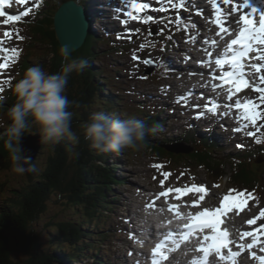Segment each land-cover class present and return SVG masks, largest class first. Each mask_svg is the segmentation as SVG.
Instances as JSON below:
<instances>
[{
    "label": "rangeland",
    "instance_id": "obj_1",
    "mask_svg": "<svg viewBox=\"0 0 264 264\" xmlns=\"http://www.w3.org/2000/svg\"><path fill=\"white\" fill-rule=\"evenodd\" d=\"M53 0H50L48 3H52ZM96 2L98 0H95ZM108 2L112 0H107ZM186 1V0H185ZM213 1V0H211ZM126 2H130V4L133 3L132 0H127ZM212 2L210 0H201L199 2L198 6H195L192 10H189V8L179 6L181 4L180 0H171V3H169V0H153V6L148 5L146 1L141 0V4H147L148 8H151L155 13L159 12L160 14L165 13V17H169L170 10H174V12H171L172 14L179 12L176 10L177 7H180L182 10V15L176 16L174 18V21L171 19H166L165 22H160L162 18L158 17L159 23L161 25H165L166 28L161 27L160 25L151 26V24H148L149 21H147V27L148 31H145V34L143 33V28L138 24V20H134L133 18L129 17V20L124 22L122 26L124 29L121 31L125 35L124 42L127 43L125 47H127V50H123V53H119L120 49H114V47L121 46L122 40L115 42L113 41L109 47H106L104 44H101L99 47L101 50H104L101 55V60H98V66H100L106 74L110 72L112 75H116L118 73L120 76H125L126 79L113 78L111 81V84L113 86H119L123 88L126 92V101H144L145 98L140 93L142 92L141 89L145 90L144 88H147L150 86V91H158L161 87H163L164 84H166L167 80H159L158 78H151V76H147L145 74V71L148 67V64L144 63L145 60L154 58V61L157 63H161L158 61L161 57L164 59L168 58V62L171 61L177 62L179 65L188 66L192 63L193 58L196 59L198 55H200L201 50H199V46L193 47L192 49H189L188 46H186L182 41L184 35H189L188 30L183 29L181 26H183L182 20H186L184 22V25L189 22L192 24V27L189 29L190 31H194L195 29L201 28L203 25H206L211 19L208 16H213L216 20L217 13L213 6H211ZM243 0H235L234 4H242ZM34 4V0H26V3L19 4L16 2V0H10V4L5 7V16L0 17L2 20L0 21L1 28L0 29V63L5 62L6 58L13 57L15 55L14 60H9V67L6 70H0V87L4 89L3 93H0V98L2 100L6 99L7 91H10L7 89L9 83L15 85L16 83H13L11 80V77H15L16 79H21L22 74H20L21 66L25 64L23 62V59H26V56H29V59L32 61L35 59H38L40 62H42L41 58H45L47 51L45 48H42L41 45H38V39L43 40L40 36V33H38V36L33 35V33H26L27 29L23 27L14 26L13 22L7 21V15L11 14L14 8H16V12H19V7L24 8V11L28 10L29 8L32 9V5ZM258 6L261 7L260 9H264V0H258L256 3ZM182 5V4H181ZM195 5V4H194ZM210 5V7L208 6ZM206 6V7H205ZM227 6V5H226ZM230 6V4H229ZM227 6V7H229ZM231 7L227 8L226 11H223L220 9V12L223 14V16H228L224 19V23H227L229 21V13H232ZM160 9H164V11H160ZM242 10V8L240 9ZM186 11H189L186 12ZM180 13V12H179ZM236 14V13H233ZM16 15V14H15ZM112 18L110 19V24L112 25V28L119 27L121 25L122 21L117 15L114 13L110 14ZM125 16V13L123 14ZM239 18V16H238ZM128 19V18H127ZM164 19V18H163ZM118 23V24H117ZM216 21L214 22L215 25ZM223 23V24H224ZM234 23V20L230 21L228 25H231ZM144 24V23H143ZM146 24V22H145ZM156 24V23H155ZM217 24V23H216ZM139 25V26H137ZM171 25V26H169ZM202 25V26H201ZM4 26H8V28H3ZM101 24L95 25V31L99 34H101ZM224 27V25H221ZM239 26V25H238ZM238 27H236L237 29ZM233 29L232 31L229 30L228 34L231 36V34L236 30ZM171 31H175L176 33L174 36H172ZM197 31V30H195ZM5 32L11 33V37L5 36ZM22 32V33H21ZM118 32V31H117ZM150 32H156L157 35H151ZM105 33V32H103ZM220 35L223 33L221 30L218 32ZM170 34V35H169ZM98 35V34H97ZM210 31L206 28L198 32V35L196 37L206 36L209 37ZM43 36V35H42ZM172 37L174 43H178L172 49L171 52H165L164 47V38L165 37ZM229 36V37H230ZM22 37V39H21ZM38 37V39H37ZM228 37V39H229ZM21 43V48H19V41ZM209 43L212 45L216 44L215 39H210ZM33 47V51L30 52L28 47ZM146 48H149L152 52L155 50L156 52H153V56L149 55L150 53L146 55H141V51H144ZM17 49L18 55L14 54L11 49ZM7 50V51H5ZM22 51L25 52V55L22 54ZM112 53V57L118 58V62H114L111 66V56L108 54ZM212 51L208 50L205 55H211ZM133 56H136L137 59L133 60ZM31 61V62H32ZM44 61H48V59H44ZM261 63V62H260ZM48 64V63H46ZM172 65V64H169ZM202 65V64H201ZM129 69L132 71L131 74L129 72L126 75H122V72L119 71V69ZM144 68V69H143ZM143 69V71H141ZM248 70V69H247ZM248 74L252 77V83L250 84L251 92L246 93L240 100L241 101H252L255 104L258 105L257 111L264 113V105L259 104V94L253 90V86L261 87L262 83L259 80V76L255 75V73H252L250 70H248ZM254 74V76H253ZM130 75V76H129ZM111 76V75H110ZM180 80V79H179ZM173 84L176 83L179 87L182 86L178 82V80L175 79V81L172 82ZM143 86L144 88H142ZM180 88L175 89H169L166 93V96H177L176 94L179 93L178 97H175V102H178L177 100L181 99L180 96ZM148 91V92H150ZM122 95V94H121ZM196 95H200V99L204 98V95H201L200 93H197ZM11 97L15 96L13 93L10 94ZM124 96V95H123ZM122 96V97H123ZM225 96V94H224ZM174 102V101H172ZM179 103V102H178ZM183 110V111H182ZM185 109L179 104V107L175 108L174 115L176 116V119H180L179 123L176 125H185L191 120L194 119V113H188L184 112ZM6 112L0 108V116H4L5 121L7 122V118L4 115ZM171 112L167 113L170 114ZM202 113V112H197ZM224 115L225 113L222 112ZM197 121H206L207 116H195ZM232 119V118H231ZM257 125H254V128L252 130H249L247 132V135H242L240 133L241 129H231L230 124L227 122L211 120L208 118V122L210 124L211 128H214L216 125L217 128L215 129V132H218L220 134V142L221 146L230 148L226 150L225 152H220L221 154H230L233 151L242 149L243 147H247L249 144L252 145V141L258 137L260 139V144L264 145V119H261L260 117L257 118ZM219 122V123H217ZM167 126H171L173 123H167ZM36 129L39 130V128L34 125ZM40 131V130H39ZM174 132L173 126L170 128L167 127L166 129H162V132L158 135L159 140H162V136H170ZM251 133V135H250ZM4 140V139H3ZM178 146L181 149L184 150H193V145L185 140L180 141L177 143ZM4 145V144H3ZM0 148V161L2 160V154H4V157H6L5 162L10 164L9 169H2L0 168V210L3 207V203L5 199H19L21 196L20 191H24V186L29 183V176L27 174L24 175H17L16 173L12 172L11 170V162L9 153L7 150H5L4 146ZM238 145H241L238 147ZM47 148L44 150H47L48 153H45L43 156L46 157V160L44 161V167L48 166L49 158L52 154V145L45 144ZM257 154L259 155L257 159H255V162L257 165H259V168H255L258 175H253L255 178V181H258L257 183L253 182V186L251 187H245L242 188L238 193H244L245 196H247V200L245 205L243 206L242 210L250 203V205H253L256 208H260L261 210H264V196L260 195V191H263L264 194V149L258 150ZM115 156V155H114ZM42 155L40 156V158ZM115 158L119 159V170L120 174L123 175V177L127 180V184L121 187L118 195L122 196V201L126 200L127 203V209L125 210L126 214L129 212L132 214V216L137 220V216H140L141 214H145L147 216L155 215L160 220H166V209L170 213H174L176 217L181 218L182 215H177L179 211H176L174 209V206H177L175 200H179L182 197L188 196L195 192H189L187 194H178L175 191V188L177 187H183L186 186H203L206 188V192L196 193L195 196H192L187 200H183L181 204L184 206L189 205L192 207L195 211L190 215L188 221L191 219L194 213H197L199 211L208 209V210H215L216 208L220 207V205L223 202V197L225 195H229L233 198V206L231 208L232 212L235 208H238V201H235L236 194L231 188H229L228 185H216L218 180L213 179V181H210L209 176L207 175L206 171H202V169L197 170L198 167H188L186 169H172L169 170L166 167L157 164L156 159L150 155L146 151H128V154H122V155H116ZM254 159L249 158L248 162H245L244 167L250 168L251 165H253ZM156 165H159L160 167H156ZM39 169H41L39 165ZM234 169L231 166H228L226 169V176H230L234 174ZM167 173V175H165ZM209 178V179H208ZM165 190H171L172 194L170 196H161L160 193L164 192ZM150 196L149 199H145V196L147 198ZM248 194H251L250 196ZM201 196H203V199H201ZM257 198V199H256ZM160 201V202H158ZM114 204V211L116 214H119V211L121 210L122 206ZM195 204V206H193ZM73 207V206H72ZM150 207L152 208V211L155 213H152L150 210ZM234 208V209H233ZM140 211V213H139ZM48 215L45 218L41 219L40 222H42L41 225H38V229L42 228L43 224L48 223V221H64L68 217L74 216L73 210L71 208H68L61 203H51L49 205L48 209ZM154 216V217H155ZM236 217V215H234ZM233 217V218H234ZM139 218V217H138ZM232 218V219H233ZM187 221V222H188ZM182 223L183 227L187 223ZM143 224V223H142ZM247 225H249L246 222ZM149 226V224H148ZM155 230L159 232V228L157 226H154ZM262 229H264V223L262 224ZM169 232V231H168ZM234 234H237V231H234ZM155 236H157V232L155 233ZM125 253V250H124ZM200 258V257H199ZM198 258V259H199ZM251 258V257H249Z\"/></svg>",
    "mask_w": 264,
    "mask_h": 264
},
{
    "label": "trees",
    "instance_id": "obj_2",
    "mask_svg": "<svg viewBox=\"0 0 264 264\" xmlns=\"http://www.w3.org/2000/svg\"><path fill=\"white\" fill-rule=\"evenodd\" d=\"M38 24L36 30L43 37L57 39L56 33L49 31V26ZM49 40L48 43H53ZM92 56V49L86 46L69 59H87ZM64 57L65 54L57 56L59 68L65 63ZM91 74L83 81L78 75L70 78L65 92L69 101L67 111L72 113V130L76 133L78 142L61 141L57 144L56 154L50 157L47 170L37 171L35 167L34 174L30 176L31 184L24 187L20 199L11 201L12 206L6 204L12 207V213L0 219V264L111 263V253L103 248L105 243L100 240L101 233L110 220L106 215V209L110 207L105 211L103 208L107 205L108 194L115 193L113 186L123 181L108 166V159L113 153L93 150L84 135L82 125L89 122V108H93L94 96L99 97L103 104L111 105V116H121L118 105L123 102L118 100V96L107 94L110 85L97 80L101 79L99 73ZM11 106L10 103L7 107ZM142 114L145 119H151L146 112ZM158 123L150 122L149 126H156L158 129ZM28 131L29 129L25 133ZM154 135L155 133H150L145 142L121 152L146 150L167 167L197 165V169L203 168L212 180L231 182L232 189L251 187L253 182H258L253 179L249 181L254 177L253 170L238 164L234 175L225 179L224 160L215 158L214 149L206 144L196 146L191 155L175 154L162 147L166 140L157 143ZM3 166L6 167V163ZM49 203H61L71 208L74 216L66 221L50 220L45 224L46 232H37L34 224L40 223L43 216L47 217Z\"/></svg>",
    "mask_w": 264,
    "mask_h": 264
},
{
    "label": "clouds",
    "instance_id": "obj_3",
    "mask_svg": "<svg viewBox=\"0 0 264 264\" xmlns=\"http://www.w3.org/2000/svg\"><path fill=\"white\" fill-rule=\"evenodd\" d=\"M58 73L47 74L40 66L27 68L12 91L16 102L0 116V138L8 151L11 170L24 175L30 169L28 157L21 154V140L30 124L40 130L41 141L55 146L61 141L76 143L78 137L72 130V113L67 111L69 101L65 95L68 77L81 73L88 66L87 59H69ZM90 147L99 153L119 154L123 149L145 142L150 133L157 131L135 116L126 119H112L103 112H96L91 120L82 125Z\"/></svg>",
    "mask_w": 264,
    "mask_h": 264
},
{
    "label": "snow or ice",
    "instance_id": "obj_4",
    "mask_svg": "<svg viewBox=\"0 0 264 264\" xmlns=\"http://www.w3.org/2000/svg\"><path fill=\"white\" fill-rule=\"evenodd\" d=\"M19 4L26 3V0H16ZM183 3L184 0H181ZM169 3H171V0H169ZM9 4V0H0V17L5 16V6ZM223 4L229 5L232 4V0H223ZM213 6L217 13L216 16V23L218 26L223 25L224 19L223 14L220 12V8L216 5L215 0H213ZM134 9L136 11H139L144 8H148L147 4H134ZM251 9V12H243L239 13V9ZM32 11L31 8L24 11L22 13L23 16H28L29 13ZM119 11V10H117ZM160 11H164V9H160ZM232 13H239V23L243 26L240 28L239 33L236 38L231 39V42L227 45V51L231 53L230 56H225L224 58L216 59L215 63L219 67H223L225 64L229 65L230 69L229 71L222 72L221 73V79L227 82H230L232 85H234V88L229 89V99H231V93L232 92H238L242 88L249 87L250 82L249 80L245 79V71H244V64L242 61L245 58L249 57L250 53H256L253 59L261 62L252 64L251 67L255 69V72L260 74L259 80L262 84H264V9H257L254 7L250 0H243L242 4H232L231 8ZM259 13V26L254 25V21L251 18L254 14ZM128 16L132 17L133 19H136L135 16H132V13H127ZM21 16L20 15H7V21L8 22H18L20 21ZM153 19L152 16H148L147 20L151 21ZM222 32H228L229 29L226 27H221ZM7 37H11V33L5 32L4 34ZM22 39V37H21ZM171 39V37H169ZM7 51V50H5ZM11 51L18 55L17 49L13 48ZM15 55L10 58H6L5 62L0 63V70H6L9 67V60H14ZM137 57L133 56V60H136ZM144 63L148 64L151 63L149 60H145ZM253 90L259 94V104L264 105V87H256L253 86ZM4 89L0 87V93H3ZM238 108L240 107L239 102H237L236 105ZM258 105L255 104L252 101H249L243 105V111H244V119L251 121L253 125L256 124L257 118L260 117L261 119H264V113L257 111ZM251 135V133H250ZM259 142V141H257ZM241 145H238L240 147ZM156 167H160L159 165H156ZM167 175V173L165 174ZM171 191V190H169ZM176 193L178 194H187L189 192H195V193H205L206 188L203 186H192L189 188H177L175 189ZM161 196H167L168 192H162L160 193ZM249 196L251 194H248ZM247 196H245L244 193H237L235 197V201H238V209L242 210L243 206L246 203ZM201 199H203V196H201ZM233 198L229 195H225L223 197V202L220 205V207L216 208L214 211L205 209L198 214L191 217V223L186 225L188 228V233L183 236V238L186 240L189 235L193 231L196 230H203L204 228H210L212 229L213 235L211 236H205L204 239L206 241H210V243L207 246L200 247L198 249L199 252L204 254L205 261L207 260V257L211 252H215L217 254L221 253L222 249L228 248L230 241L228 239V232L227 231H220V217L228 212L232 206H233ZM195 206V204L193 205ZM264 218V210H262L259 214V217L250 219L247 221L249 225H255L257 222V219ZM264 231V229L258 228L256 231H247L244 232L242 235L244 237H251L252 242L248 244V248L251 249L254 245L257 243V232ZM162 247V245H161ZM264 251V248L261 249ZM155 254H161V248L154 252ZM239 253H234L229 251V256L231 258H235L238 256ZM164 259H167V257H163ZM220 259H224L223 256H220ZM260 264H264V257H260Z\"/></svg>",
    "mask_w": 264,
    "mask_h": 264
},
{
    "label": "bare ground",
    "instance_id": "obj_5",
    "mask_svg": "<svg viewBox=\"0 0 264 264\" xmlns=\"http://www.w3.org/2000/svg\"><path fill=\"white\" fill-rule=\"evenodd\" d=\"M197 0H194L195 4H196ZM221 0L218 2V4H220ZM110 3V2H108ZM114 2L110 3V9L111 12L114 13L115 15H117V17H119L118 14L123 15L124 11V5L122 0H118V5L116 6V8H119L120 11H117L115 9V7L113 6ZM129 4V6H131L130 2H127ZM189 3L188 7L190 6L189 1L185 2L184 4ZM192 4V3H191ZM211 5V4H210ZM210 5H208L210 7ZM7 6V5H6ZM100 8L102 7V10L104 12L108 11L107 8H103V6H99ZM224 8V7H223ZM257 9H260V6H256ZM99 11V10H98ZM152 12V11H150ZM238 16V15H237ZM111 17V15H108L107 18L109 19ZM211 21H209L206 25H201L202 27L199 29H196L197 31H193L190 32L189 35H184L182 41L186 46L190 45L188 48L192 49L193 47H197L199 46V50H201L200 55H198L196 57V61H200L201 63H205L208 62V56L205 55V53L210 50L213 52V55H218L219 53H221L222 51H224L226 49V44H227V38H228V32H223L221 35L218 33L221 30L220 26H216L214 25V17L213 16H208ZM2 19L0 18V21ZM234 24L233 25H229L227 28L229 30H231V26H232V30L236 28L237 25H239V20L238 18L234 19ZM8 28V26H4L3 27ZM204 28L208 29L210 31V35L209 37L206 36H201L196 37L198 35V32L203 30ZM0 29H1V25H0ZM119 31L121 32V29H119ZM210 39H215L216 40V45H212L211 43H209ZM170 63L172 64H177L176 62L171 61ZM179 66V69L175 70L173 76H177V75H182L181 78V83H182V88L180 91V95L183 96V103H187V105L185 104V111L186 112H192L195 110H204V107H202L201 105H196V107H193L194 103H196L198 101L197 96L198 95H193L192 92L196 93H200V91L202 93H206L205 90L208 89L210 90V87L212 85V79H211V74H208V70L211 73V69H206L204 68V70L201 69V67L199 66V64H195V63H191L190 66H186L184 68H181L182 66ZM98 67V66H97ZM203 71V72H202ZM175 85L172 84L171 88H174ZM112 92V91H111ZM110 93V91L108 92V94ZM113 95V93H111ZM109 94V95H111ZM209 95V94H208ZM224 100L220 101V108L219 110L215 113V114H209V117H213L216 119V117L223 121V122H227L230 124V126L232 128L234 127H241L243 130L240 131L241 134L243 135H247L248 130L252 127L250 122L248 120H245L242 118V116H244V113L242 112H236L234 110H232L231 107L226 105V101H228L227 97L225 96L222 97ZM193 105V106H192ZM224 112L225 114L222 115ZM108 113V112H107ZM208 113V112H207ZM116 115V114H115ZM222 115V116H220ZM208 116V115H207ZM232 118V119H231ZM244 125V126H243ZM196 193L191 194L188 198H186L185 200L188 201V199L192 196H195ZM148 198L147 196H145V199H149L151 195L148 194ZM160 202V201H158ZM180 215L181 218L176 217L173 213H170L169 211H167L166 209H164V211H166V220L163 219H159L158 217H156L155 215L152 216H147L145 214H141L139 216V220H141V222L149 224V227L145 229V232L141 234V236H145V234H152L154 233V229H152V227L157 226L159 228V233L158 235H160L161 233H165L167 232L169 229H173V230H181V225L182 223H185L188 219V217L195 211L192 207H190L189 205L184 206L183 204L180 205ZM152 213H155L154 211H152V208L150 207V210ZM262 210L260 208H256L253 205H250V203L243 209L240 210L238 208L234 209L233 214L236 215V217H234L231 222H229L230 226L228 227V229L230 231H232V228L235 229H248L249 226L246 225V222L250 219L259 217V214ZM140 213V211H139ZM155 216V217H154ZM258 222H262L264 220V218H260L257 219ZM255 227V226H253ZM257 227V226H256ZM255 227V229H256ZM141 236H138L137 238V242L141 241L142 238ZM144 239H149L147 237H143ZM154 240V239H153ZM263 246H264V238H263ZM242 253V252H240ZM189 254H191V257H189ZM242 260H241V264H256L255 261H251L247 257L248 253L243 252L242 253ZM146 256L147 254L145 252L137 255L135 257L136 261H141V258L143 260H146ZM200 256V253L194 249L193 245H187L186 247L182 248V252L178 253L176 255H174V260L173 263L174 264H185L186 261L188 259L192 260L191 264H193L195 262V259H197Z\"/></svg>",
    "mask_w": 264,
    "mask_h": 264
},
{
    "label": "water",
    "instance_id": "obj_6",
    "mask_svg": "<svg viewBox=\"0 0 264 264\" xmlns=\"http://www.w3.org/2000/svg\"><path fill=\"white\" fill-rule=\"evenodd\" d=\"M56 30L67 53H72L79 49L83 45L87 33V23L83 17L82 8L74 3L63 6L56 16ZM74 30L76 33L73 36ZM33 139L34 142H32ZM21 145L23 155L28 157L27 166L31 170L33 161L41 146L40 136H23ZM30 170L28 173H31Z\"/></svg>",
    "mask_w": 264,
    "mask_h": 264
}]
</instances>
